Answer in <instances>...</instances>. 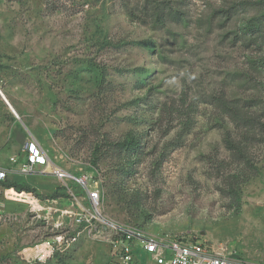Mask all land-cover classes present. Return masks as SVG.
<instances>
[{"label": "rangeland", "instance_id": "rangeland-1", "mask_svg": "<svg viewBox=\"0 0 264 264\" xmlns=\"http://www.w3.org/2000/svg\"><path fill=\"white\" fill-rule=\"evenodd\" d=\"M0 88L18 111L0 94V264L83 230L63 211L89 200L55 166L92 171L113 223L264 264V0H0ZM28 140L50 165L19 169ZM93 223L47 264H111Z\"/></svg>", "mask_w": 264, "mask_h": 264}, {"label": "built area", "instance_id": "built-area-1", "mask_svg": "<svg viewBox=\"0 0 264 264\" xmlns=\"http://www.w3.org/2000/svg\"><path fill=\"white\" fill-rule=\"evenodd\" d=\"M22 150L25 154L24 162L19 163L15 158H12V162L19 163V169L24 173H31L36 166H48L51 163L48 154L35 140L26 141ZM53 171L64 181L74 177L85 191L89 206L81 211H63L75 219L78 218L79 224L85 226L73 237L66 238L61 234L56 243H43L46 244L45 251H35V261L38 260L40 264H47L56 253L66 251L85 230L93 226V221H99L101 236L105 237L114 249L115 259L112 258L111 264L114 261L115 264H262L229 255L221 244L195 237L189 232L147 235L140 229L113 223L99 210L102 188L92 171L80 169L78 177L59 166H55ZM8 173V168L0 167V181L6 180ZM3 217L4 213L0 209V219ZM62 225H65L64 220L61 221Z\"/></svg>", "mask_w": 264, "mask_h": 264}, {"label": "trees", "instance_id": "trees-1", "mask_svg": "<svg viewBox=\"0 0 264 264\" xmlns=\"http://www.w3.org/2000/svg\"><path fill=\"white\" fill-rule=\"evenodd\" d=\"M232 113H230V116L233 118V120L237 123V125H239L241 122L242 124H245V125H249V122L252 121V118L249 117L247 115L246 112H243V110L239 107H235L232 109ZM247 134V132H246ZM247 138V136H245V139ZM135 146H132L131 148L134 149ZM4 181V180H3ZM2 182V181H0ZM7 186L8 187H15V188H12V189H15L16 191L18 192H22V191H31V187L28 185V184H25V183H16L14 181H11L9 183H7ZM58 253H56L55 255H57Z\"/></svg>", "mask_w": 264, "mask_h": 264}, {"label": "bare ground", "instance_id": "bare-ground-1", "mask_svg": "<svg viewBox=\"0 0 264 264\" xmlns=\"http://www.w3.org/2000/svg\"><path fill=\"white\" fill-rule=\"evenodd\" d=\"M0 94L4 97V99L6 100L8 106L13 109L14 112H16V114H18V111L13 107L11 106V103L10 101L8 100V98L6 97V95L3 94L1 88H0ZM13 107V108H12ZM18 116V115H17ZM55 200H51L48 204H44L42 201L40 200H37V199H34V204H35V209L37 211H47V212H51L53 210H59L57 207L54 206L55 204ZM64 212H68V210L64 211ZM44 246V247H43ZM46 247V244H41L39 245L38 247H35V248H30L31 251H45V248ZM29 250V249H28Z\"/></svg>", "mask_w": 264, "mask_h": 264}]
</instances>
